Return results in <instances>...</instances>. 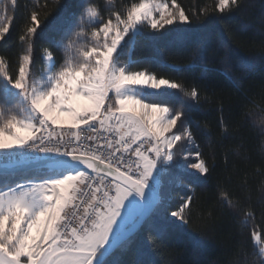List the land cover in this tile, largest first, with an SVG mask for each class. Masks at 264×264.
I'll list each match as a JSON object with an SVG mask.
<instances>
[{
	"label": "snow or ice",
	"instance_id": "obj_1",
	"mask_svg": "<svg viewBox=\"0 0 264 264\" xmlns=\"http://www.w3.org/2000/svg\"><path fill=\"white\" fill-rule=\"evenodd\" d=\"M105 3L107 16L95 0H82L78 18H46L43 26L38 11L26 7L16 73L0 54V264H107L144 221L156 240L189 222L192 197L179 196L169 212L162 177L189 189L191 178L210 173L187 123L191 105L179 95L195 102L197 89L133 67L141 63L133 59L138 38L188 41L190 17L176 0H129L119 9L115 0ZM230 4L239 0H218L215 10ZM20 6L0 0V47ZM50 27L62 33L53 45L63 50V63L45 49L37 70L33 48ZM219 198L247 223L251 213L238 198L224 190ZM254 254L264 264V248Z\"/></svg>",
	"mask_w": 264,
	"mask_h": 264
},
{
	"label": "trees",
	"instance_id": "obj_2",
	"mask_svg": "<svg viewBox=\"0 0 264 264\" xmlns=\"http://www.w3.org/2000/svg\"><path fill=\"white\" fill-rule=\"evenodd\" d=\"M176 2L190 17L186 27L192 39L174 42L171 37H140L133 59L141 63L133 67L148 68L187 90L197 89L198 101L179 95L191 105L187 123L210 173L199 180L191 178L189 189L169 185V177H162L159 191L165 198L171 196L169 212L180 204L179 196L192 197L190 214L185 210L189 222L156 240L154 235L150 238L149 221H145L128 247L117 249L107 258V264H259L261 257L254 253L264 248V0H239V6L230 4L224 13L215 10L218 0ZM58 3L62 7L58 8ZM81 3L20 0L10 39L0 47V54L8 59V71L16 73L18 56L26 47L18 39L23 34L26 7L38 11L43 26L46 18H78ZM95 3L107 16L105 0ZM115 3L119 9L129 0ZM53 41H62V33L55 27L36 40L33 52L37 70L45 49L53 51L63 63L65 54L54 47ZM162 61L168 67H163ZM172 66H178V70ZM181 106L176 103L177 108ZM221 121L226 132H222ZM191 160L196 162L195 152ZM170 171L175 173L177 169L172 166ZM221 190L227 191L234 202L238 198L244 210L251 213L247 223L244 212L222 205ZM253 233L262 238L257 242ZM141 249L148 255H141Z\"/></svg>",
	"mask_w": 264,
	"mask_h": 264
},
{
	"label": "water",
	"instance_id": "obj_3",
	"mask_svg": "<svg viewBox=\"0 0 264 264\" xmlns=\"http://www.w3.org/2000/svg\"><path fill=\"white\" fill-rule=\"evenodd\" d=\"M2 166H3V164H0V170H2ZM144 222H145V221H144ZM144 222H143V223H144ZM143 223L140 225V227L143 225ZM140 227H139L138 229H140ZM115 251H116V250H115ZM115 251H114V252H115ZM114 252H113V253H114ZM113 253H112V254H113ZM112 254H111V255H112ZM111 255H110V256H111Z\"/></svg>",
	"mask_w": 264,
	"mask_h": 264
},
{
	"label": "built area",
	"instance_id": "obj_4",
	"mask_svg": "<svg viewBox=\"0 0 264 264\" xmlns=\"http://www.w3.org/2000/svg\"><path fill=\"white\" fill-rule=\"evenodd\" d=\"M42 155V154H41ZM25 160H27V159H29L28 157H25L24 158ZM0 164H3V162L2 161H0Z\"/></svg>",
	"mask_w": 264,
	"mask_h": 264
},
{
	"label": "rangeland",
	"instance_id": "obj_5",
	"mask_svg": "<svg viewBox=\"0 0 264 264\" xmlns=\"http://www.w3.org/2000/svg\"><path fill=\"white\" fill-rule=\"evenodd\" d=\"M192 170H195V169H192ZM258 242V241H257Z\"/></svg>",
	"mask_w": 264,
	"mask_h": 264
}]
</instances>
